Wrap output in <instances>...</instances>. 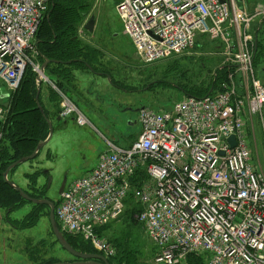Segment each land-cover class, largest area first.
I'll list each match as a JSON object with an SVG mask.
<instances>
[{
    "label": "built area",
    "instance_id": "1",
    "mask_svg": "<svg viewBox=\"0 0 264 264\" xmlns=\"http://www.w3.org/2000/svg\"><path fill=\"white\" fill-rule=\"evenodd\" d=\"M50 1L0 0V81L10 91L19 89L29 68L41 74L34 42ZM117 10L146 64L187 54L208 36L222 49L227 74L207 97L141 110L132 146L108 143L112 154L66 187L56 211L62 231L104 251L98 228L119 220L132 196L140 205L135 219L161 250L155 264H183L192 256L207 264H264V80L254 67L253 31L264 6L250 11L236 0H121ZM64 96V119L90 125ZM4 115L0 106V120ZM254 118L262 121L259 153Z\"/></svg>",
    "mask_w": 264,
    "mask_h": 264
},
{
    "label": "rangeland",
    "instance_id": "2",
    "mask_svg": "<svg viewBox=\"0 0 264 264\" xmlns=\"http://www.w3.org/2000/svg\"><path fill=\"white\" fill-rule=\"evenodd\" d=\"M120 3L121 0H93L92 10L78 33L84 44L101 53L99 69L110 78L80 77L79 83L82 87L80 92L72 91L73 94L70 96L89 120L91 118L95 123L97 118H94L92 113L97 111L99 117L105 115L113 123L116 128L111 127L112 129L124 134L126 139H134L141 131V126L137 123L138 110L148 108L163 111L172 108L187 98L183 92L184 87H201L203 84H209L214 79L216 71L222 67L223 57L221 49L216 48L217 41L208 36H200L193 50L187 54L173 55L160 62L145 64L137 55L132 40L124 32L117 11ZM258 3L264 6V0L263 3ZM92 16L96 18V26L94 32L90 33L85 30V26ZM261 29L258 44L264 46V29ZM36 44L37 39L34 42V49L38 52ZM256 49L259 51V46ZM255 53L257 54V51ZM36 60L31 61L37 63ZM254 62L258 77L264 80V59L258 56ZM33 76L36 80L37 75L34 73ZM23 84L18 91L10 93L15 94L10 103L11 111L6 119L0 120V123L10 122L15 118L17 99L22 93L20 90ZM98 87L106 88V91L99 90L102 93L100 97L103 104L95 107V101L99 96L96 98L94 94ZM48 88L50 85H46L43 92L41 90L40 97L43 102L50 99ZM2 94L9 95V92L0 81V95ZM24 95L27 96V93ZM8 98L3 99L1 103L5 104ZM61 103L62 101L57 104ZM51 106L53 108V105ZM30 110L31 108L28 111ZM49 110L52 111L50 108L47 109ZM52 119L53 136L40 152L37 162L32 161L19 166L10 173V177L13 176L11 181L28 194L32 192L37 196L44 194L45 199L58 203L63 181L67 179V184H70L83 178L87 169L95 167L101 153L107 151L106 143L109 138L101 127L100 132L92 126H78L71 118L65 125ZM32 120L28 114L23 121L29 126ZM252 123L251 131L259 153L263 149L262 121L254 118ZM2 132L0 141L5 138L4 131ZM31 138L32 133L24 135L27 141ZM133 141L130 140L127 144ZM27 174L37 176L34 183L27 179ZM125 209L119 220L98 230L99 238L116 251L114 257H104L109 263L114 259L113 264H155L161 250L149 239L143 225L135 219V213L140 211V205L130 198L125 202ZM34 213V208L25 202L13 212L0 209V264L74 262L75 259L56 242L50 226L48 209L38 214ZM80 241L78 244L75 242L76 245L82 250L86 248L89 251L84 254L97 252L91 241L85 240L86 243ZM186 264L207 263L205 258H192Z\"/></svg>",
    "mask_w": 264,
    "mask_h": 264
},
{
    "label": "trees",
    "instance_id": "3",
    "mask_svg": "<svg viewBox=\"0 0 264 264\" xmlns=\"http://www.w3.org/2000/svg\"><path fill=\"white\" fill-rule=\"evenodd\" d=\"M92 5L93 0H51L48 17L43 21L36 36V45L39 52L37 56L38 62L41 64H43L45 60L52 62L47 66L46 73L48 72L51 75V78L55 81L58 88L71 99L72 97L68 94V89L75 80L74 74L72 73L74 69H84L93 74L107 75V73L99 69L102 56L101 53L97 49L90 48L84 44L80 40L78 34L80 28L83 26L84 20L92 10ZM261 28L264 29V23L261 25ZM260 32L259 30L258 38ZM257 46H259V51L257 50L255 59L258 56L264 59V46L260 43L258 44V41ZM225 72V69L222 70L220 68L216 71L214 79H212L209 84H203L201 87H184V94L187 97L196 98L209 96L224 80L227 74ZM33 74L31 68H29L23 79L24 84L22 83L23 87L21 88L22 90H20L22 93L17 99V113H15V118H12L10 122L0 123V132L3 133L2 131H4L3 137H5L0 141V209L8 210L9 212L15 211L16 207L20 206L22 202H29L25 201L17 191L13 190L5 182L4 173L13 163L32 155L39 143L46 140L49 135V126L37 106L35 97L38 89ZM48 89V92H50L49 102L53 105V108L52 106L50 107L52 111H47L46 108H44L40 97L42 93L39 95V102L43 105L47 118L50 120H53L52 118L57 120L60 111V106L58 108L59 104L57 103H60V98L51 88ZM24 93H27V96H25ZM30 93L31 95H29ZM14 95H10L8 98L9 105ZM11 106L8 114H10ZM30 108L31 110L29 112L28 110ZM28 114L33 118L29 126L25 125L23 121L24 117ZM26 133H32V138L28 141L24 139ZM4 139L5 141H3ZM35 178H37V176L34 174L27 175V179L31 183H34ZM32 193L29 195L36 199H43L46 197L44 194L37 196V194ZM130 198H132V196ZM29 204L34 208V214H36V212L38 214L40 211L47 209L50 214L48 206ZM67 240L78 252H89L86 248L82 250L75 243H80V240L85 242L82 237H67ZM192 258L204 257L192 256L188 258V261ZM113 260L114 259L110 260L111 264H113Z\"/></svg>",
    "mask_w": 264,
    "mask_h": 264
},
{
    "label": "water",
    "instance_id": "4",
    "mask_svg": "<svg viewBox=\"0 0 264 264\" xmlns=\"http://www.w3.org/2000/svg\"><path fill=\"white\" fill-rule=\"evenodd\" d=\"M242 1L243 0H239V2H242ZM263 23H264V21L262 22L261 25H263ZM95 26H96V18H95V16H92L89 19V21L87 22V24L85 26V30L90 32V33H93L95 30ZM256 41H258V33L256 34ZM256 51H257V49H256ZM255 55H256V53H255ZM51 63H52L51 61L45 60V63L42 65V68H41L42 75L46 76L47 66ZM98 75H102V74H98ZM106 77L110 78L108 75H106ZM36 82L38 85V95L36 97V102H37L38 108L41 110L43 117L45 118V120L49 126V135H48L46 140L40 142V144L36 148L33 155L12 164L4 173V180L13 190L17 191L25 201L32 203V204H35V205L48 206L49 207V209H50L49 221H50V225H51L54 237H55L56 241L58 242V244L62 247V249L65 250L67 253H69L75 259L74 262H56L54 264H110L109 261L104 256H102L101 254H97V253H95V254H84V253H81V252H78L77 250H75L69 244L66 236L59 229V226H58L57 221H56V214H55L56 204L49 199H45V198L36 199V198L31 197L23 189H21L19 186H17L14 182H12L10 180V173L13 171V169L17 168L20 164L34 160L37 157L39 151L42 150L50 142V140L53 136V133H54V128H53L54 123L52 122V120L48 119L47 116L44 114V111H43V109L40 105V102H39V94L41 91L40 86L43 83L42 77L38 76ZM2 98H0V99H2ZM138 111H140V110H138ZM229 142H230L232 147L236 146L235 137H231L229 139ZM222 155H224V153H222ZM66 184H67V179H65L63 181V184L59 190V195L63 194L65 187H66Z\"/></svg>",
    "mask_w": 264,
    "mask_h": 264
},
{
    "label": "crops",
    "instance_id": "5",
    "mask_svg": "<svg viewBox=\"0 0 264 264\" xmlns=\"http://www.w3.org/2000/svg\"><path fill=\"white\" fill-rule=\"evenodd\" d=\"M237 1V4L240 6V7H243V8H247V9H249L250 11L251 10H253V9H255L256 7H259V6H261V4H259L258 2H262L263 3V0H243L242 2H239V0H236ZM264 21V19L263 20H259V22L257 21L255 24H254V26H253V31H254V34H257L258 33V31H259V29L261 28V24H262V22ZM216 45V48H218V49H221L220 48V46H218L217 45V43L215 44ZM221 51H222V49H221ZM223 66V65H222ZM254 67H255V64H254ZM222 68V67H221ZM256 71V70H255ZM73 74H74V77H75V80H74V83L72 84V86H70L69 87V89H68V94H73V93H71L72 91L74 92V93H79L80 92V90H81V85H80V81H79V79H80V77H89V76H94V77H97V78H102V77H104V78H106L107 79V77L106 76H104V75H98V74H93V73H91V72H87V71H83V70H81V69H74V71L72 72ZM257 73V72H256ZM46 75L48 76V78L52 81V82H54L55 83V81H53V79L51 78V75L47 72L46 73ZM46 85H50V88L53 90V88H52V86H51V84H49V83H43L42 85H41V90H42V92L44 91L43 89H45V87H46ZM99 90H102V92H105L106 91V88H101V87H98V91H96L95 89H93V91H96L95 92V94H94V97H98L99 96V98H97V100L95 101V107H99V106H101L102 104H103V100L101 99V97H100V95L102 94ZM88 91V90H87ZM41 92V93H42ZM53 92H55L54 90H53ZM89 92V91H88ZM67 93V92H66ZM10 97V96H9ZM8 99H6V101H7ZM45 102V101H44ZM44 102L42 101V103H43V105H44ZM105 102V101H104ZM42 105V104H41ZM42 105V106H43ZM51 107V103L49 102V101H46L45 102V105H44V108H46V110L47 109H49ZM45 111V110H44ZM93 114V116H94V118L96 117L97 118V120H95V123L93 122V120L90 118V120H91V125L90 126H92V127H94V129H97V130H99L100 132H101V129H100V127L102 128V130H104V132L106 133V135L108 136V141L109 142H111L112 144H114L115 146H117V147H121V148H129V147H131L132 146V144L134 143V141H136L137 140V138H138V136H139V133H138V135H137V138L135 139H126V137H125V135L124 134H121L118 130H114V129H112V128H116L114 125H113V123L110 121V120H108L107 119V117L105 116V115H102V117H99L98 116V113H97V111H96V113H92ZM100 114H102L101 112H100ZM108 115H111V114H108ZM112 118V117H111ZM73 121H75V118L74 117H72L71 118ZM58 120V119H57ZM68 120H70V118L68 119ZM68 120H63V121H61L63 124L62 125H65V124H68L69 123V121ZM59 121V120H58ZM108 121H109V123H108ZM129 125H131V124H129ZM132 126V125H131ZM112 127V128H111ZM130 127V126H129ZM128 131H129V129H128ZM130 140H134L132 143L131 142H129V144H127L128 143V141H130ZM106 147H107V151H108V146H107V143H106ZM102 153H104V152H102ZM101 153V154H102ZM40 155V154H39ZM37 162V161H36ZM35 162V163H36ZM97 166V165H96ZM95 166V167H96ZM95 167H90L89 169H87V173H85L86 175L88 174V172L89 171H91L92 169H94ZM42 174H43V170H42ZM26 175V174H25ZM27 175H29V174H27ZM85 175V176H86ZM11 178H13V176L11 177ZM24 184V183H23ZM27 186V184L25 183L24 184V186ZM28 188V187H27Z\"/></svg>",
    "mask_w": 264,
    "mask_h": 264
},
{
    "label": "bare ground",
    "instance_id": "6",
    "mask_svg": "<svg viewBox=\"0 0 264 264\" xmlns=\"http://www.w3.org/2000/svg\"><path fill=\"white\" fill-rule=\"evenodd\" d=\"M135 47V46H134ZM136 52H137V50H136ZM137 55H138V53H137ZM139 56V55H138ZM162 61V60H161ZM143 62V61H142ZM158 62V61H157ZM160 62V61H159ZM145 63V62H144ZM155 63V62H154ZM146 64V63H145ZM151 64H153V63H151ZM147 65H150V64H147ZM39 76H41L42 77V79H43V83H49V84H51V86H52V88H53V90L59 95V98H60V102L61 101H63V100H65V96H64V94H63V92L58 88V86L56 85V83H54V82H52L49 78H48V76L46 77L45 75H42V73L39 75ZM37 80V79H36ZM42 83V84H43ZM36 84H37V82H36ZM41 84V85H42ZM21 86V85H20ZM41 87V86H40ZM20 88V87H19ZM37 89H38V85H37ZM7 90H8V88H7ZM19 89H17L16 91H18ZM16 91H10V90H8V92H9V95H10V93L12 94V93H14V92H16ZM40 94H41V91H40ZM39 94V95H40ZM9 95H6V94H2V95H0V98H2V99H0V106L5 110V115H4V118L6 119V116H7V114H8V112H9V110H10V105H9V103H8V100L6 101V103L5 104H2L1 103V101L3 100V99H5V98H7V97H9ZM5 96V97H4ZM40 105H41V103H40ZM59 106L61 107V105L59 104ZM41 107H42V109H43V111H44V108H43V106L41 105ZM39 109V108H38ZM40 110V109H39ZM40 112H41V110H40ZM42 113V112H41ZM44 114L46 115V113H45V111H44ZM60 119V120H59ZM58 120L59 121H63V120H68V119H64V116H62L61 115V113H60V111H59V114H58ZM91 125V124H90ZM90 125H88V126H90ZM86 127V126H85ZM135 142V141H134ZM108 143H111V142H109V141H107V146H108V151H106V152H104V153H102L100 156H99V159H98V163H97V166H99V164H100V162H101V159L102 158H104V157H108V156H110L112 153H111V151H110V147H109V145H108ZM40 144V143H39ZM38 147V146H37ZM36 150V149H35ZM43 150V149H42ZM42 150H40L39 151V153H38V155H37V157L34 159V160H36L38 157H39V154H40V152L42 151ZM35 152V151H34ZM33 155V154H32ZM31 156V155H30ZM30 156H28V157H30ZM25 158H27V157H25ZM24 158H22V159H20V160H18V161H21V160H23ZM34 160H31V161H28V162H26V163H29V162H32V161H34ZM26 163H23V164H20L19 166H21V165H24V164H26ZM14 164V163H13ZM18 166V167H19ZM10 167V166H9ZM17 167V168H18ZM16 169V168H15ZM15 169H13V170H15ZM96 169L94 168V169H92L91 171H89L88 173H92V172H94ZM82 178V177H81ZM81 178H79V179H81ZM130 199V198H129ZM132 199L134 200V198L132 197ZM135 201V200H134ZM126 210V209H125ZM98 233V232H97ZM147 233V235H148V237H149V239L152 241V242H155L153 239H152V237H151V235H150V233H148V232H146ZM106 243V242H105ZM106 245H107V249L106 250H104V251H102V250H100L99 248H97V247H95L96 248V251L98 252V254L99 253H101V255L102 256H106V255H112L114 252H115V248H112L108 243H106ZM104 253V254H103ZM106 258H110V257H108V256H106ZM189 258V257H188ZM188 258L186 259V261L183 263V264H186V262L188 261Z\"/></svg>",
    "mask_w": 264,
    "mask_h": 264
}]
</instances>
